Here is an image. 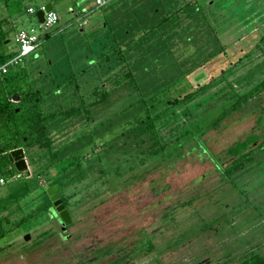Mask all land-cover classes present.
Returning a JSON list of instances; mask_svg holds the SVG:
<instances>
[{
  "label": "rangeland",
  "instance_id": "rangeland-1",
  "mask_svg": "<svg viewBox=\"0 0 264 264\" xmlns=\"http://www.w3.org/2000/svg\"><path fill=\"white\" fill-rule=\"evenodd\" d=\"M46 1L51 3L52 10L57 15L54 30L48 39L40 38L34 50L22 57V63L33 79L45 76L50 78L55 74L61 59L72 57L73 53L79 54L83 48L94 49L98 40L100 43L104 42L103 44L112 37L120 44L132 40L139 32L168 15L175 4L182 6L188 2L177 13L178 25L175 28L179 30L182 28L181 24L189 23L201 35L204 25L201 13L207 14L209 10L212 12L219 4L218 0H107L97 6L93 0H31L30 6L35 8ZM222 1V6L218 7L220 9L212 19L218 21L222 16L225 18L226 25L220 31L224 34L221 39L224 50L222 54L207 61L209 71L206 77L208 80L216 76L219 69L229 67L232 71L226 80L241 91L256 80L259 75L257 71H262L257 68L264 67V0ZM25 7L23 5L21 11L8 19L6 26H10V32L4 39L7 41L0 45V54L3 57L7 58L16 53L17 45L13 41V34L17 29L32 27L37 30L35 16L26 13ZM0 11L5 10L0 7ZM214 20L210 19L211 22ZM6 26L2 25V28L6 29ZM163 26H157L159 33ZM247 34H252L253 37L244 41ZM258 34L263 35L259 42ZM211 47V43H205L201 49ZM201 49L199 56L203 53ZM254 64H258L257 67H253ZM253 72L255 75L249 76ZM244 74L249 77L241 78ZM260 75L263 76L264 72ZM234 79L249 81L235 83ZM92 85L88 80L81 92L87 91ZM182 86L179 85L180 89H183ZM120 106L109 108L110 112ZM259 108H263L264 119V94L260 106L254 111L243 109L221 119L213 126L208 124L211 129L202 135L204 142L201 137H194L199 149L185 148L184 156L166 166L159 164L150 168L147 166L148 161L138 169L133 165L134 168L131 171L125 169L122 176H114L110 170H106V174H99L98 158H95L99 152L98 142L93 150L84 152L80 157L82 168L78 174L82 176L71 182L69 178L74 177L76 169L70 168L58 176L59 173L54 174L55 169L51 166L48 173L40 172L38 161L28 162L24 171H17L12 163V166L4 168L1 175L7 182L0 185V222L7 219L9 222H2L3 225L12 224L14 228L0 238V246L8 245L0 254V264H100L96 256L99 248L110 253V249L115 246H128L139 227L156 235L172 234L178 228H184L187 221L194 217L190 212L192 203L202 215L214 214L211 216L213 218L202 224L219 225L218 228L220 223L233 224V220L243 224L256 220V224L257 221L263 224L264 146L250 162L228 175L221 174L215 167L216 159L210 157L212 154L216 155L218 162L229 165L224 149L254 128L255 112ZM83 129L78 127L75 131H70L69 136L77 135ZM158 130L166 135L165 126L160 125ZM204 143L210 155L206 151L200 152ZM136 171L138 174L132 180L131 177ZM57 176L60 178L58 181ZM53 182L58 183L62 203L72 219L66 231L59 234L62 236L68 233L69 236L62 239L54 235L36 244L33 242L34 236L46 230L49 221L55 217L50 207L46 209L48 213L44 208L49 205L45 187L57 184ZM196 194L199 198L194 197ZM211 202L214 203L209 204ZM18 220L21 222L15 227ZM54 223L58 230L57 223ZM165 224H168L167 229L163 228ZM26 233L30 236L24 241L22 236ZM203 238L197 234L184 239L181 244L162 249L157 254L158 259L161 264H187L193 256H198L209 258L211 264H220L226 258L223 264L236 263L241 248L231 252L230 256L221 255L223 249H220V255H217L218 250L212 245L216 240L203 241ZM230 241L223 243H227L233 251L234 243ZM140 243H146L145 238ZM162 243L165 245L171 242L164 239ZM209 246L211 251H204Z\"/></svg>",
  "mask_w": 264,
  "mask_h": 264
},
{
  "label": "trees",
  "instance_id": "trees-1",
  "mask_svg": "<svg viewBox=\"0 0 264 264\" xmlns=\"http://www.w3.org/2000/svg\"><path fill=\"white\" fill-rule=\"evenodd\" d=\"M30 1L0 0V7L6 11H0V45L10 31V26H6L10 16L21 11L23 5L29 6ZM218 3L207 14L199 10L204 21L201 35L189 23L181 24L179 30L175 28L177 13L188 5L186 2L182 6L175 4L168 15L126 43L120 44L112 37L110 43L98 40L94 49L75 50L80 53L61 59L50 78L33 79L22 60L7 66L5 72H0V175L4 168L12 166L9 151L21 147L26 164L38 161L40 172L48 173L51 166L58 176L70 168L76 169L69 181L78 180L82 176L78 174L82 168L79 159L84 152L93 150L97 142L99 152L95 158H98L99 174L110 170L114 176H122L125 169L131 171L133 165L138 169L147 161L150 168L170 165L184 156L185 148L199 149L195 138L201 137L203 141L202 135L211 129L208 124L213 126L243 109L254 111L264 94V75H260L263 66L257 68L263 72L257 71L256 80L241 91L226 80L232 71L229 67L219 69L216 76L207 80V61L224 50L221 43L224 34L220 31L226 25L225 18L212 19L223 1ZM159 24L164 25L160 33ZM53 26L39 39H48ZM244 37L247 41L253 36ZM205 43H211L212 47L202 50ZM199 49L203 51L200 56ZM10 57L0 54V65ZM248 74L241 78H248ZM88 80L93 85L82 93ZM243 80L234 79V82ZM14 93L18 98L11 101L9 98ZM116 105L121 106L110 112ZM262 111L259 108L255 112L254 128L224 149L229 165L218 162L216 155L209 154L205 143L201 145L200 152L206 151L217 160L215 167L221 174L241 169L264 146ZM160 125L165 126L166 135L159 132ZM78 127L84 129L69 136ZM137 174V171L133 173L131 179ZM48 203L45 210L50 206L49 200ZM2 222L0 238L14 228ZM18 222L21 220L15 227ZM0 247V251L7 248ZM237 264H264V256L253 254Z\"/></svg>",
  "mask_w": 264,
  "mask_h": 264
},
{
  "label": "flooded vegetation",
  "instance_id": "flooded-vegetation-1",
  "mask_svg": "<svg viewBox=\"0 0 264 264\" xmlns=\"http://www.w3.org/2000/svg\"><path fill=\"white\" fill-rule=\"evenodd\" d=\"M56 187H57V193L59 194L60 203L63 205V208L66 209L64 207V204L62 203L61 193L59 192V189H58L59 187L58 186ZM194 197L199 198L198 194H196ZM213 203L214 202H211L209 204H213ZM49 207L52 209V211H54V207L52 206L51 201H50ZM190 209H191L190 212L192 215H194V217H192V220L187 221V224L186 226H184V228L183 227L178 228L179 230L175 233H172V234L170 233L167 235L166 234L156 235L154 233L147 231L145 228L141 229L139 227L138 229H136L137 233L135 234V238L132 240V242L128 246L126 247L115 246L114 249H110L109 251L110 253H108L107 251H103L101 248H99L98 251L96 252V256H98L97 258L100 261V264L107 263L110 260L116 261L114 264H161L160 260L158 259L157 254H159V252L162 249H168L172 246L177 245L178 243L181 244V242L184 239L186 238L188 239V237L190 238L197 234H200L201 236L204 237L203 241L204 240L207 241L208 239H210V241L214 239L216 240V242L214 241L212 242V245L216 249V251L218 250L217 255L219 254L220 249H223L220 252L221 255L230 256L231 252L234 253L237 249L241 248L237 255V261L235 264H237L241 259L250 257L253 254H259V255L264 256V223L261 224L260 222L257 221V224H256V220H255V221H250L248 224H243L242 222L235 223V221L233 220L232 222L233 224L230 223L226 225V222L225 224L220 223L221 226L218 228L219 225L212 226L208 224L207 225L202 224L206 221H209L210 218H213L211 216H213L214 214H211V216L202 215L198 211V208H196L193 205V203ZM46 213H48L47 210H46ZM54 214H55V217H53V219L49 221V225L46 228V230L37 233L33 238V242L35 241V243L38 244L43 241L42 239L47 238V237H52L54 235H57L59 236V238H62V239L69 236L68 233H64L61 236L59 232H65L67 229V226L70 225L72 219L70 218L71 220H70V223L68 224H61L57 216V213L55 211H54ZM171 218L172 220H174V217H171ZM54 221L57 223L58 230L56 228V224L54 223ZM197 223H199L200 225L197 226L198 225ZM176 225L177 224H175V226ZM167 227H168V224H165L163 228L167 229ZM142 232H144L143 235L140 234ZM142 236H143V239H141ZM144 238L146 240V243H140L142 240H144ZM256 238L257 239L259 238L260 240H256ZM164 239H168L171 243L163 245L162 242ZM230 240L233 241L234 243L233 251L231 250V247L227 243L226 244L223 243L224 241L228 242ZM186 242L188 243V240H186ZM5 249H3L2 251H4ZM2 251H0V254L3 253ZM204 251L210 252L211 251L210 246L208 248H205ZM107 253H108V256L105 259H103V256H105ZM225 260H227V258ZM224 261H221L222 263L220 264H223ZM211 263L212 262L210 261L209 258L193 256L188 261L187 264H211ZM181 264H184V263L182 262Z\"/></svg>",
  "mask_w": 264,
  "mask_h": 264
},
{
  "label": "built area",
  "instance_id": "built-area-1",
  "mask_svg": "<svg viewBox=\"0 0 264 264\" xmlns=\"http://www.w3.org/2000/svg\"><path fill=\"white\" fill-rule=\"evenodd\" d=\"M107 0H93L94 4L97 6L102 5ZM42 9V5H39ZM36 7L27 6L26 13H35ZM35 16V15H34ZM36 19V18H35ZM57 21V15L55 11L50 10L43 13L42 22H37V30L34 28H20L17 29L13 34V41L17 45L16 53L10 57L4 64L0 65V72L6 71L7 66L14 65L22 60V57L32 52L39 41V37L47 30H49ZM7 182L3 176L0 175V185H4Z\"/></svg>",
  "mask_w": 264,
  "mask_h": 264
},
{
  "label": "water",
  "instance_id": "water-1",
  "mask_svg": "<svg viewBox=\"0 0 264 264\" xmlns=\"http://www.w3.org/2000/svg\"><path fill=\"white\" fill-rule=\"evenodd\" d=\"M52 10V5L49 1H46L42 5V9L38 8L35 11V18L37 22H42L43 13ZM6 42V40H4ZM18 98V94L14 93L10 96V100H16ZM9 159L13 163L14 168L17 171H24L26 169V163L24 160L23 149L21 147L17 149H12L9 151ZM45 193L48 195L49 200L52 202V206L54 207V211L57 213V216L61 222V224L70 223V215L66 209L63 208V205L60 203L59 194L57 193V187L54 184H50L45 187ZM29 233H26L22 236L24 241L29 239ZM8 246V245H6ZM1 249V247H0Z\"/></svg>",
  "mask_w": 264,
  "mask_h": 264
}]
</instances>
